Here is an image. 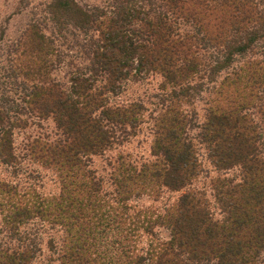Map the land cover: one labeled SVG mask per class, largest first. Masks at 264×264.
<instances>
[{
	"label": "trees",
	"instance_id": "obj_1",
	"mask_svg": "<svg viewBox=\"0 0 264 264\" xmlns=\"http://www.w3.org/2000/svg\"><path fill=\"white\" fill-rule=\"evenodd\" d=\"M2 39L0 164H19L14 129L49 119L22 156L58 191L5 205L0 264H38L31 217L61 232L45 264H264V0H46ZM143 123L149 159L91 167Z\"/></svg>",
	"mask_w": 264,
	"mask_h": 264
},
{
	"label": "rangeland",
	"instance_id": "obj_2",
	"mask_svg": "<svg viewBox=\"0 0 264 264\" xmlns=\"http://www.w3.org/2000/svg\"><path fill=\"white\" fill-rule=\"evenodd\" d=\"M46 0H0V32H3V39H12L17 34V32L23 27L25 22L29 17L30 9L35 6L37 3L44 2ZM81 4H99L103 2V0H76ZM151 85L147 86V89L150 88ZM143 88L137 85L129 84L127 86L126 92L120 95V99H126L130 96H137L142 93ZM35 124L26 126L23 130H13V144L16 152L19 154V164L16 169L12 170L10 168H4L0 164V181H5L9 185L14 186V197L9 193L8 195L4 192L1 193L0 186V204L3 207H0V225L2 226V212L8 204H10L13 200L18 199H29L34 200L39 196H53L58 191V182L56 180L55 174L46 168H41L39 163L32 160L31 158H26L27 156H22L24 153V139L27 136H34L40 129L38 126H51L50 120H40V122L36 126ZM40 126V127H41ZM151 136L148 130L146 129V125L141 124V130L129 140V142L124 145L114 148L111 151H107L104 156H93L91 159V167L94 168L98 173L104 175L106 179V172L108 171V166L106 165L105 157L108 155H115V153L120 152L124 154H128L133 160L140 161L142 159H149L151 156L149 155V144H150ZM23 148V149H22ZM202 163L204 167H208V163L204 162L202 159ZM209 176L214 175L212 171H208ZM207 179V177L205 178ZM206 181V180H205ZM205 185V183H203ZM201 184H197L199 186ZM209 191V190H208ZM175 193H162V195L158 198L156 202H152L151 199L142 195L137 198L132 203H137L141 206H160L163 202L171 201L174 198ZM11 199H10V198ZM6 205V206H5ZM1 230V228H0ZM18 230L21 231V234H25V236H32L35 244L39 246V252L36 253V259L39 260L38 264H45L48 262L49 258H54V254L48 250L47 243L48 240L52 239V241L57 246L60 242L61 232L59 227H50V225L45 221H40L36 217H31L25 223H21L18 227ZM6 238L2 231H0V242H6ZM12 244V242H10Z\"/></svg>",
	"mask_w": 264,
	"mask_h": 264
}]
</instances>
